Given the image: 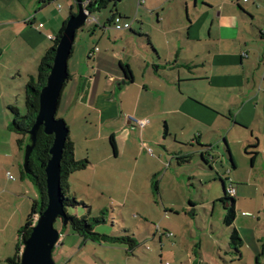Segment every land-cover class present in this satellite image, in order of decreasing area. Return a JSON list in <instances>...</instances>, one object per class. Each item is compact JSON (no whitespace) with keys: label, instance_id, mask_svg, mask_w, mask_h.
I'll return each instance as SVG.
<instances>
[{"label":"crops","instance_id":"obj_1","mask_svg":"<svg viewBox=\"0 0 264 264\" xmlns=\"http://www.w3.org/2000/svg\"><path fill=\"white\" fill-rule=\"evenodd\" d=\"M38 1L0 0V167L14 163L22 152L14 144L9 123L2 119L15 99L12 85L19 80L25 86L30 77L36 76L51 38L67 20L66 11L55 6L60 0L41 10ZM134 1L136 8L124 5L125 0L120 3L117 11L122 18L112 25L107 23L108 11L91 16L82 31L85 33H81L87 36L82 56L72 70L69 63L74 54L68 61L69 87H64L58 109L63 104L66 117L85 125L79 139L72 135L70 122L65 119L75 160L88 161L85 170L69 176V194L77 195L78 191L82 199H89V190L100 189L98 184L119 170L123 159L133 163L132 175L142 158L147 161L143 168L154 178L161 198L165 178L172 179L170 174L184 165L176 159L189 156L185 165L196 163L202 176L194 173L192 180L199 184L203 179L210 180L215 168L222 170L218 182L222 193L229 186L235 188L236 214L232 226L224 225L225 210L217 202L222 196L205 198L201 206L209 229L197 228L205 231L202 235L212 241L211 245L204 251L201 239L197 244L191 242V247L188 242L184 244L187 233L180 227V243H169L171 252L185 254L179 264L193 260L197 264H264V199L248 196L249 183L235 184L244 181L237 174L247 165L241 163V154L251 166L246 179H255L254 173L259 171L263 177L257 178L256 184L264 189V160H260L264 143V0H247L246 6L241 2L237 5L236 0ZM126 2L131 4L132 0ZM132 23L149 30L141 35L142 28L135 32ZM142 38L144 44L139 42ZM120 64L129 67L132 81L124 79ZM192 83L202 86L182 88ZM66 88L69 90L63 103ZM194 93L199 100L194 99ZM129 115L148 120L137 136L133 130L136 126L127 119ZM164 126L161 134L160 127ZM150 144L161 151H152L153 156H149L143 148ZM253 145L257 146V156L252 163L245 148ZM215 182L211 180L207 187ZM128 185L130 189L132 180ZM19 195L16 188L0 192V235L16 216ZM192 199L187 198V206L179 214L186 220L183 211L189 210L196 225L197 207ZM217 204L221 206L217 216L222 230L219 237L213 234L216 227L212 222ZM233 228L241 240L239 254L229 247ZM223 236L226 238L220 239ZM58 243L63 246L60 238Z\"/></svg>","mask_w":264,"mask_h":264},{"label":"rangeland","instance_id":"obj_2","mask_svg":"<svg viewBox=\"0 0 264 264\" xmlns=\"http://www.w3.org/2000/svg\"><path fill=\"white\" fill-rule=\"evenodd\" d=\"M70 1V4H68V0H60L55 3L56 7H60L61 10L66 11L67 18L70 7L74 4L73 0ZM240 2L244 5L247 1L241 0ZM124 5H127L129 8L137 7L136 1L134 0H132L131 4H127L125 0ZM132 26H134L135 32H140L142 28L141 35H144L147 30H149L148 27H142L140 26V24L132 23ZM84 28L85 25L76 32L75 41L72 48V54H74V56L72 60H70L71 58H69L70 70L74 68L76 60L80 59L84 52L83 50L85 48V37H87L85 34H81L85 33L82 32ZM150 32L153 33V31L151 30ZM156 38L157 37H155V40H157ZM105 39H107V36L105 37ZM145 41L146 40L144 38L139 40V42L143 44ZM249 48L252 47L249 46ZM260 53H263V47H261ZM18 82L19 80L17 81V83L12 85L15 91V99L9 104V107L17 108L18 111L22 115H24L25 86L24 83ZM67 83L65 87H69L67 86ZM20 86L21 89H18ZM188 86L193 89L194 87L202 86V84L192 83L186 85V87L185 85H182V88H188ZM68 90L69 89L67 88L66 90H64L63 103L66 102L65 99L68 95ZM195 95L196 94L194 93V99L196 98L199 100V97ZM56 116L58 119H62L64 121L67 118V122H70L72 135L77 136L80 139L83 134L82 130L84 129L85 125L81 124L80 120L75 121V118L72 116L66 117L63 109V104L61 108L57 110ZM2 119L5 120V123L11 122L12 114L8 109L5 110ZM67 122L65 121L66 125ZM191 129L194 128L191 127ZM133 130H135V135L137 136L140 129L135 127V129ZM160 130L161 134H164V129L162 127H160ZM1 135L3 138V134ZM213 135L215 136L214 133ZM11 137L13 138L14 144L16 146L17 136L11 133ZM165 143L166 146L170 145L168 139ZM25 147L23 148L22 152H18V157L14 163L11 164L9 162L3 165L1 164L0 167V192H7L11 189L16 188L17 192H19L20 194V203L18 205L19 207L16 216L11 221V223L7 225L5 231L0 235V264H8L7 260L14 256L15 244L17 242V231L24 225L26 217L30 212L32 201L38 200V192L31 180L26 176H23L22 180L20 179L21 170L23 171V157ZM143 149L144 151L146 149H150L154 152V154H156L155 152L157 151V149L161 151L158 146L155 147L151 144L145 145ZM263 152L264 143L260 147V160H264ZM80 155L81 152L79 151L78 156ZM239 158L242 160L241 163H247V165L243 166V168H240L237 173L240 179H243L244 181H238L239 183H235L233 181V183L241 185L249 183L251 186L246 190L248 196L258 200L264 199L263 187L256 184L259 183V180H261L263 174L261 176V173L257 171L256 174L254 173L255 179H250L249 181L248 178L246 179V175L251 169L249 159L247 162V160H245V158L243 157V155L241 156V154L239 155ZM146 159L150 160L152 158L146 157ZM128 161L129 159H123L121 161V166H119V170L115 171V173H112L107 178V180L103 182V184L105 183L104 185L98 184V187L100 189L94 190V192L89 190L88 194H92L89 195L91 196L89 197V199H82V195L78 191L77 195L71 193L68 194L67 197L75 198L78 202H82L84 205L90 207L92 217H98L100 216L101 211L104 212L106 223L94 227V232L109 236L129 237L134 239L137 243V247L134 249L132 256L129 255L130 253L126 252V247L120 245H100L90 241L83 242L82 239L71 230L70 226H67L63 229L62 221L57 220L54 224V228L58 232H62V234L60 235V240L63 241V246L58 243L54 248L52 252V259L54 264H179L180 259L186 258L184 256L185 254H178L175 251L171 252L169 243H180V238L178 235V230L180 227H182V229L180 228L181 231L187 233L188 241L184 242V244L188 242L187 245L191 247L193 245V243L191 242L197 244L201 239V246L203 250L205 251L209 249L212 241L208 240L205 235H202L205 231L203 232L198 229H209L207 226V221H205L208 217L205 215L206 213L203 209V206H201V203L205 198L214 199L218 198V196L223 195L222 186L218 182L219 176H222L223 174L221 173L222 170L217 166L218 168L215 169L219 173H216V171L211 172L212 175L210 180L203 179V181L201 180L202 183L199 184V182L192 180V176H194V173H198L200 176H202L201 172L197 170L196 163L191 161V163H189L188 165L184 164L181 166L182 168L177 170L175 173L170 174L173 175L172 179L169 177L165 178L162 188L160 187L162 191V197L160 198V196L158 197V194L154 192V187L156 184L153 183L154 178L152 176L149 177V175H147V171L145 170V168H143L144 166H147V161L141 158L139 160L138 169L136 171L132 169V175H130V169L131 167L133 168V163L131 161V163H129ZM238 162L239 165H241L239 160ZM126 170H128L127 174L125 172ZM141 170L143 171L142 177L140 175ZM6 172L11 174L14 180H10ZM173 179L176 181V183H174ZM230 179L233 180L231 175ZM130 180H132V185H130L131 187L129 189L128 182ZM211 180H216V182L207 187ZM259 186L261 187L260 189H258ZM97 192L102 193L103 197L99 196V194L97 195ZM189 197L193 198L192 200L196 203V225L194 224V221L190 216L189 210L183 211L186 212V220L185 217H181L182 214H179L182 213V208H185L187 206V198ZM208 208L210 209L211 206H209ZM208 208L206 206V209ZM69 213L77 214V217H81L82 215H85L86 210L82 205H79L77 208H71L69 210ZM220 213L221 206L217 204L215 216L213 217L212 222L216 227V230H214L213 234L217 235L218 237L222 234L221 222L217 217ZM178 216H180V218ZM203 221L205 222L203 223ZM191 235L193 236V239ZM223 238L226 237L223 236L220 239ZM218 245H220V247L222 248V244L220 242H218ZM194 250L196 251V249ZM211 252L213 251L210 250V253ZM220 253L223 254V250L220 251ZM196 262L195 260H193V262L184 264H197Z\"/></svg>","mask_w":264,"mask_h":264},{"label":"trees","instance_id":"obj_3","mask_svg":"<svg viewBox=\"0 0 264 264\" xmlns=\"http://www.w3.org/2000/svg\"><path fill=\"white\" fill-rule=\"evenodd\" d=\"M57 0H39L38 6L39 9L46 8L48 5L56 2ZM123 0H82V3L87 2L86 10L90 16L101 13L103 11H108L110 17L107 21L108 24H114V20L121 19L122 17L118 14L117 8ZM237 5L240 0H236ZM76 3L70 7L69 15L73 16L76 13ZM67 21V20H66ZM66 21L63 23L61 29L54 38L50 40V47L47 49L45 54L40 60L37 74L35 77H30L29 81L24 87V104H25V114L22 115L17 108L9 107L8 110L12 114V120L8 125V130L17 136L16 146L22 151L23 148L31 144L28 132L31 129L32 125L35 122V118L39 110V93L40 90L46 83V79L52 65V61L55 54V48L58 43V40L64 30ZM133 33V32H132ZM72 56V55H71ZM70 56V58H71ZM120 69L124 75L126 81H132V73L127 65L120 64ZM70 80V75L66 83ZM66 83L63 86H66ZM62 89V91H63ZM59 106V103H58ZM57 118V116H56ZM68 128V126H67ZM164 130L166 127L164 126ZM112 142V139H111ZM53 143V136L45 134L43 127H40L36 133L35 143L30 152V155L27 159L26 170H21L20 178L23 176L28 177L31 182L34 184L38 192V200H34L30 206V212L26 217L24 225L19 228L17 231V245L16 251L12 258L7 260L8 264H19V256L22 249V243L28 238L31 233L33 226L35 225L36 219L39 214H41L47 206V195H46V175L45 168L48 160L50 159L49 150ZM257 149V146H247L245 148V154L250 157L251 162L253 163L257 152L254 150ZM176 161L178 164H186L190 161V157L186 156L183 158H177ZM207 164V163H206ZM88 161L84 160H75L74 158V143L71 141L69 135L66 139L64 150L62 153V158L60 162V180H61V191H62V204L64 207L65 215L67 218V226H70L71 230L77 234L83 242L90 241L96 244H106V245H120L126 247V252L130 253L132 256L134 249L137 247V243L134 239L129 237H115L104 234H99L94 232V227L105 224L106 218L104 212H100V216L92 217L90 207L84 205L82 202H78L75 198H68L67 195L69 192L68 178L70 175L81 172L86 169ZM154 192H158L157 186L155 184ZM222 204L225 210V217L223 219V224L226 226H232L235 218V200L233 197H229L226 194L224 189L222 197L217 201ZM192 206V203H190ZM79 205H82L86 210L85 215L77 217V214L69 213L71 208H77ZM77 212V211H76ZM63 229L65 226H62ZM61 235L62 232H59ZM241 240L238 236L236 229H232L229 239L230 250L234 254H239V246Z\"/></svg>","mask_w":264,"mask_h":264},{"label":"water","instance_id":"obj_4","mask_svg":"<svg viewBox=\"0 0 264 264\" xmlns=\"http://www.w3.org/2000/svg\"><path fill=\"white\" fill-rule=\"evenodd\" d=\"M74 2L77 11L75 15L67 18L56 45L46 83L39 93L38 114L28 132L31 144L27 145L24 151L23 171L26 173L27 159L34 146L38 129L43 127L45 134L53 136V143L49 150L50 159L45 168L47 206L38 215L30 235L22 243L19 264H54L52 252L60 238L54 224L57 220H61L63 226L67 225L61 200L60 162L69 129L65 121L56 118V115L62 89L69 76L68 61L72 54L76 32L91 18L82 0H74Z\"/></svg>","mask_w":264,"mask_h":264},{"label":"built area","instance_id":"obj_5","mask_svg":"<svg viewBox=\"0 0 264 264\" xmlns=\"http://www.w3.org/2000/svg\"><path fill=\"white\" fill-rule=\"evenodd\" d=\"M241 1V0H240ZM243 1H247V0H243ZM84 4V7H86V4L87 2L83 3ZM125 28H128L129 26L126 24L124 25ZM128 121L130 124H133L135 125L136 127H138L140 130L143 129L145 127V125L148 123L147 120H143V119H138L132 115H129L127 117ZM146 153L149 155V156H153V153H152V150L150 149H146L145 150ZM7 176L10 180H14V178L9 174L7 173ZM226 194L229 196V197H234L235 195V188H233L232 186H229L227 189H226ZM165 264H168V263H165Z\"/></svg>","mask_w":264,"mask_h":264}]
</instances>
